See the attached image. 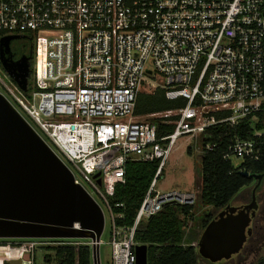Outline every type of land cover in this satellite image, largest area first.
<instances>
[{"label": "built area", "instance_id": "built-area-1", "mask_svg": "<svg viewBox=\"0 0 264 264\" xmlns=\"http://www.w3.org/2000/svg\"><path fill=\"white\" fill-rule=\"evenodd\" d=\"M0 30L32 33L37 87L28 98L18 95L0 73V89L98 202L105 225L110 214L111 264L137 263L141 223L167 205L197 202L192 192L157 187L181 136L201 137L247 120L251 135L227 134L222 157L261 159L264 128L256 125L264 112V0H0ZM157 89L178 106L141 118L139 95ZM160 124L174 129L159 136ZM129 159L158 160L159 166L133 224L121 226L123 214L114 207L122 204L113 206L110 197L125 182ZM76 240L56 245L89 244ZM35 245L4 248L33 264Z\"/></svg>", "mask_w": 264, "mask_h": 264}, {"label": "water", "instance_id": "water-1", "mask_svg": "<svg viewBox=\"0 0 264 264\" xmlns=\"http://www.w3.org/2000/svg\"><path fill=\"white\" fill-rule=\"evenodd\" d=\"M8 43L4 42L6 50ZM241 172L259 183L264 177V173ZM257 186L251 203L228 204L204 228L198 240L203 258L217 264L240 253L252 232L249 226L258 208ZM104 228L105 216L98 202L0 92V238L91 239L93 264H100ZM135 250L136 264H148V246L136 245Z\"/></svg>", "mask_w": 264, "mask_h": 264}, {"label": "trees", "instance_id": "trees-1", "mask_svg": "<svg viewBox=\"0 0 264 264\" xmlns=\"http://www.w3.org/2000/svg\"><path fill=\"white\" fill-rule=\"evenodd\" d=\"M3 38H6L4 42L9 41V53L8 55L4 54L10 56L12 60L22 57L29 58L31 70H33L35 41L32 33H25V35L17 37L0 30V49L4 50ZM180 103L185 104V101ZM176 106L178 103L168 100L164 91L157 89L154 94L139 95L136 114H148ZM256 126L264 128V112L260 114V121ZM173 129V124H160L158 134L159 136L167 135ZM235 131L239 132L241 136H250L252 131L250 122L245 120L235 128L221 126L215 130H209L201 136L203 146L206 143H219L216 149L203 151L201 155L202 190L200 198L203 206L213 208L212 212H203L196 227L187 232L185 227L188 223L182 215L189 216L196 208L195 204H170L138 227L135 236L136 243L148 246V264H202V261L216 264L203 258L198 252V240L202 231L224 207L252 182L253 178L243 175L241 171L264 173V145L259 161H244L236 168L232 161L223 159L222 153L227 143L226 135L233 134ZM158 166V160L129 159L127 161L125 182L117 183L114 195L110 197L113 206L117 203L122 204L120 207H114L116 213L123 214L122 218L117 219L118 225L131 226L133 224L136 211L150 187ZM52 241L72 242L78 240L53 239ZM46 249L53 253L44 255L45 264H93L92 250L89 244L66 243L46 246ZM4 264L16 263L5 262ZM253 264H264V255L256 258Z\"/></svg>", "mask_w": 264, "mask_h": 264}, {"label": "rangeland", "instance_id": "rangeland-1", "mask_svg": "<svg viewBox=\"0 0 264 264\" xmlns=\"http://www.w3.org/2000/svg\"><path fill=\"white\" fill-rule=\"evenodd\" d=\"M18 37V36H17ZM21 37V36H20ZM6 38L2 39L4 42ZM4 44V43H3ZM5 50V48H4ZM3 49H0V73L5 79L8 85L14 89L18 95H24L26 98L29 94L35 90L33 70H31L30 59L22 57L17 60H12L10 56H6ZM147 67L152 75L153 67L148 62ZM33 69V68H32ZM31 70V71H30ZM147 90V89H146ZM0 91L9 98V100L17 107V109L26 117V119L39 131V128L34 124L30 117L21 109V107L15 104L7 90L1 86ZM142 114L141 118H144ZM141 116V115H140ZM45 137V136H44ZM48 142L49 140L45 138ZM205 151L201 141V137L181 136L175 143L170 153L169 158L166 161L161 178L158 180V189L163 191L179 190L184 192H192L197 197L195 203L196 208L191 212L189 216H183V219L187 221L185 227L187 232H190L199 222V218L203 212H212L211 206H203L201 202V190H202V163L201 155ZM244 161L241 158H233L232 164L238 168ZM79 178V177H78ZM81 179V178H80ZM106 214V225L104 232L101 236L102 244L100 245V264H111V245L109 241L111 239V217L108 211ZM53 239H8L0 238V264L5 262L23 263L22 253L8 252L7 246L16 247L21 249L27 243L36 242L30 262L35 264H45L44 255L46 253H53L46 249V246L56 245L58 242H53ZM80 241L92 244L91 239H79ZM92 246V245H91ZM264 255V222L262 227L259 228L257 235L248 243V248L243 252L233 257L228 261H224L221 264H253L256 258ZM205 263L202 261V264ZM208 264V263H205Z\"/></svg>", "mask_w": 264, "mask_h": 264}, {"label": "flooded vegetation", "instance_id": "flooded-vegetation-1", "mask_svg": "<svg viewBox=\"0 0 264 264\" xmlns=\"http://www.w3.org/2000/svg\"><path fill=\"white\" fill-rule=\"evenodd\" d=\"M8 46H9V43H8ZM8 53H9V48H7L5 54L8 55ZM256 185H258L256 188V200H257L258 208L255 210V215L252 217V220L249 226L252 232L251 234L248 235L247 240L244 244V247L240 251V253L248 248V243L253 238H255L259 228L262 227V222H264V177L260 180V183H259V180H256L253 178L252 182L248 186H246L232 202L229 203L231 206H235V207H241V206L248 205L249 203L252 202L253 189L256 187ZM238 254L234 255L233 257L237 256ZM224 261L225 260L217 264H221Z\"/></svg>", "mask_w": 264, "mask_h": 264}, {"label": "crops", "instance_id": "crops-1", "mask_svg": "<svg viewBox=\"0 0 264 264\" xmlns=\"http://www.w3.org/2000/svg\"><path fill=\"white\" fill-rule=\"evenodd\" d=\"M143 94V93H142ZM139 98V97H138ZM137 107V106H136ZM105 229V228H104ZM91 250H92V246H91ZM92 261H93V258H92Z\"/></svg>", "mask_w": 264, "mask_h": 264}]
</instances>
